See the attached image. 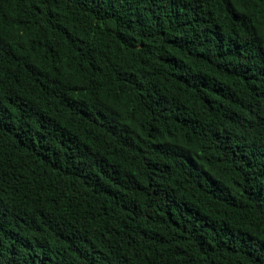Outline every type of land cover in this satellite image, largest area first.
Returning <instances> with one entry per match:
<instances>
[{
	"label": "trees",
	"instance_id": "trees-1",
	"mask_svg": "<svg viewBox=\"0 0 264 264\" xmlns=\"http://www.w3.org/2000/svg\"><path fill=\"white\" fill-rule=\"evenodd\" d=\"M0 264H264V0H0Z\"/></svg>",
	"mask_w": 264,
	"mask_h": 264
}]
</instances>
